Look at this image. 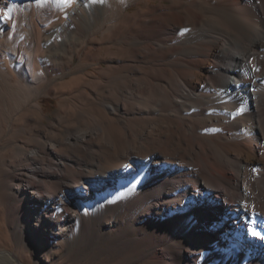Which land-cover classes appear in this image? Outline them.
I'll return each instance as SVG.
<instances>
[{"label":"bare ground","instance_id":"bare-ground-1","mask_svg":"<svg viewBox=\"0 0 264 264\" xmlns=\"http://www.w3.org/2000/svg\"><path fill=\"white\" fill-rule=\"evenodd\" d=\"M262 229L264 0H0V264H264Z\"/></svg>","mask_w":264,"mask_h":264},{"label":"rangeland","instance_id":"rangeland-1","mask_svg":"<svg viewBox=\"0 0 264 264\" xmlns=\"http://www.w3.org/2000/svg\"><path fill=\"white\" fill-rule=\"evenodd\" d=\"M44 105L46 109L45 112L46 114L49 115L53 114L58 109V101L57 100L54 101V99L51 98H45ZM1 242L4 243L2 240ZM24 247L25 248H23L22 254L25 262L30 264H49L45 260V255L48 254L46 250L36 252L35 247L32 243L24 244ZM16 249L20 250V248H16ZM81 254H82L81 247L80 250L77 252L75 251L67 252L63 250L60 251L58 254L54 255L55 260L50 264H83L82 260L80 259ZM13 264H18V263L14 260Z\"/></svg>","mask_w":264,"mask_h":264},{"label":"snow or ice","instance_id":"snow-or-ice-1","mask_svg":"<svg viewBox=\"0 0 264 264\" xmlns=\"http://www.w3.org/2000/svg\"><path fill=\"white\" fill-rule=\"evenodd\" d=\"M64 2H65V3H70L71 0H64ZM8 11L11 12L12 10L9 9ZM261 231L264 232V229H262ZM253 235H255V236H259V235H260V232L253 231Z\"/></svg>","mask_w":264,"mask_h":264}]
</instances>
